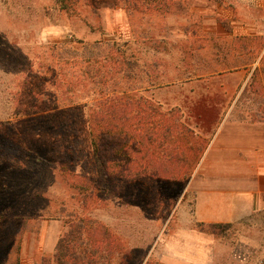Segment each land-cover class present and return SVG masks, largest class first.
Segmentation results:
<instances>
[{"label": "rangeland", "instance_id": "374dc122", "mask_svg": "<svg viewBox=\"0 0 264 264\" xmlns=\"http://www.w3.org/2000/svg\"><path fill=\"white\" fill-rule=\"evenodd\" d=\"M216 19L229 32L241 25L232 20L245 21L253 51H230V37L209 41L214 51H198L199 39L188 55L189 24L199 22L200 36L205 21ZM255 31L264 33V0H0V264H58L70 211L62 212V202L80 196L60 165L80 177L70 181L99 177L88 119L102 95L97 72L113 66L104 56L127 51L168 71V87L147 95L182 113L198 109L185 97L223 96L193 82L222 75L214 81L228 82L237 98L229 108L264 124V37L249 35ZM193 65L207 72L186 82ZM189 157L196 161L194 150ZM194 165L172 167L178 182L136 181L117 198L86 200L89 216L116 240L111 264H264L262 222L214 231L192 220L194 193L185 191Z\"/></svg>", "mask_w": 264, "mask_h": 264}, {"label": "trees", "instance_id": "16d2710c", "mask_svg": "<svg viewBox=\"0 0 264 264\" xmlns=\"http://www.w3.org/2000/svg\"><path fill=\"white\" fill-rule=\"evenodd\" d=\"M196 52L189 51L188 55L193 56ZM110 54L102 60L113 66L101 67L104 70L97 72L98 82L94 85L102 95L90 106L88 119L99 177L85 176L81 178L82 182L70 181L71 177L78 179L79 176L64 163L60 165L65 181L80 196L73 194L62 202V212L68 208L70 211L65 218L68 230L56 248L58 264H111L118 249L116 240L107 227L89 216L86 200L97 194L117 198L126 185L136 181L154 184L166 180L178 182L180 179L172 176L176 171L172 167L186 163L189 164L188 169L192 168L191 164L198 163L206 146L204 141L195 137L192 127L196 124L194 126L201 129L204 125L183 121L179 108L166 109L147 95L153 89L166 86L164 80L168 78V71H157V65H149L134 53L113 51ZM202 72H207V69L194 68L193 65L186 82L202 78ZM213 108L207 106L208 111H199L198 107L196 114L204 118L213 112L210 111ZM134 118L137 123L131 125ZM193 150L196 161L191 160L190 163L189 152ZM235 226L238 225L206 227L215 231Z\"/></svg>", "mask_w": 264, "mask_h": 264}, {"label": "crops", "instance_id": "0c3cea01", "mask_svg": "<svg viewBox=\"0 0 264 264\" xmlns=\"http://www.w3.org/2000/svg\"><path fill=\"white\" fill-rule=\"evenodd\" d=\"M232 23L241 24L239 30H225L220 19L214 23L205 21L200 36H197V28L201 26L199 22L189 24L190 28L183 32L185 40L189 41L184 43V51H196V41L199 39L201 47L197 48L198 51H214L216 49L213 45L208 46L209 41H224L230 37L232 41H226L230 51H253V48L246 47L250 46L248 43H244L250 38L245 31L246 27L242 26L246 22L232 20ZM249 35L254 38L264 37V33L257 31ZM202 41L207 43L202 44ZM221 76L213 75L193 82L203 83L207 90L216 89L223 96L192 95L184 99L187 100L185 102H195L198 107L218 105L210 116L219 117L216 123H205V117L182 113L183 121L192 123L198 120L195 123L204 125L198 129L194 126L196 124H191L195 137L206 144L185 191V194L190 190L194 193L192 220L205 226L231 224L248 227L262 222L261 229L264 231V124L248 122L234 108H229V104L237 98L231 97V89L234 88L228 82L214 81ZM165 87L168 86L157 90ZM156 101L168 105L165 100ZM199 119H203V122H199Z\"/></svg>", "mask_w": 264, "mask_h": 264}]
</instances>
